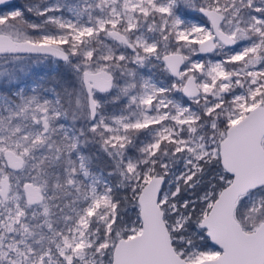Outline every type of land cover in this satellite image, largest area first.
I'll use <instances>...</instances> for the list:
<instances>
[{
    "label": "snow or ice",
    "instance_id": "obj_1",
    "mask_svg": "<svg viewBox=\"0 0 264 264\" xmlns=\"http://www.w3.org/2000/svg\"><path fill=\"white\" fill-rule=\"evenodd\" d=\"M0 264H264V0H0Z\"/></svg>",
    "mask_w": 264,
    "mask_h": 264
},
{
    "label": "rangeland",
    "instance_id": "obj_2",
    "mask_svg": "<svg viewBox=\"0 0 264 264\" xmlns=\"http://www.w3.org/2000/svg\"><path fill=\"white\" fill-rule=\"evenodd\" d=\"M15 3H22V0H14ZM56 71V68L52 64H44L35 67V73L37 76H48Z\"/></svg>",
    "mask_w": 264,
    "mask_h": 264
}]
</instances>
